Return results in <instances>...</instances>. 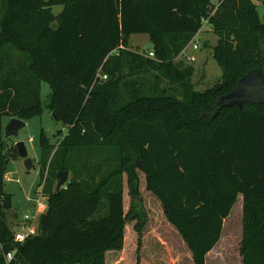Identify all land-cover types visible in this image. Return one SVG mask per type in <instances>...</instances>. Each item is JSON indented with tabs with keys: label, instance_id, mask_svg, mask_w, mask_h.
I'll return each mask as SVG.
<instances>
[{
	"label": "trees",
	"instance_id": "16d2710c",
	"mask_svg": "<svg viewBox=\"0 0 264 264\" xmlns=\"http://www.w3.org/2000/svg\"><path fill=\"white\" fill-rule=\"evenodd\" d=\"M206 17L222 79L200 91L193 67L176 58ZM137 33L150 35L155 57L130 48ZM255 68L264 71V20L254 0H0V117L42 116L48 84L45 106L69 130L57 145L43 134L41 176L71 175L39 234L16 243L0 142V264L12 250L13 264H105L111 245L135 238L129 249L139 248V170L195 264H206L242 195V264H264V103L216 111Z\"/></svg>",
	"mask_w": 264,
	"mask_h": 264
},
{
	"label": "rangeland",
	"instance_id": "374dc122",
	"mask_svg": "<svg viewBox=\"0 0 264 264\" xmlns=\"http://www.w3.org/2000/svg\"><path fill=\"white\" fill-rule=\"evenodd\" d=\"M254 1L258 5L261 19L264 20V0ZM61 9V5L53 6L55 14H58ZM57 23L56 20L53 21L51 27L55 28ZM202 23V29L188 43L187 53H180L176 58V61L182 62L185 66L193 67L195 89L200 91L213 86L222 79V69L213 56V47L217 45L219 36L215 32L209 17L204 18ZM193 40L201 43L199 49L193 48ZM148 43L153 42L147 33L133 34L130 38V48L140 53L145 54L146 50L150 49L146 46ZM187 54L195 56V60H188ZM19 61L18 58H15L12 62L17 64ZM50 92L49 85L42 83V100L44 103L42 116H34L26 120V125L19 131V139L25 142L28 155L32 159V168H26L24 159L17 151L14 137L7 139L4 143V152L8 158L5 175H8L10 179L4 182L3 190L12 194L13 207L7 213L8 222L12 229H16L20 223L24 222L26 214L36 212L35 203L38 199V190L41 189L43 193L44 212L48 208L49 198L57 190L58 179L49 182L47 171L43 178L41 176L39 164L41 140L43 134H46L50 137V141L57 145L63 141L69 128L62 121L56 120L45 106ZM10 119L8 115L0 117V142L4 140V129ZM32 135L35 137L34 141L29 140ZM102 167L107 168L105 164ZM138 172L139 192L133 196L132 201L134 200L135 206L141 213L144 212L146 217L143 222L144 225H142L139 248L130 250L136 246L135 238L129 239L128 247L126 245L125 247L111 245L104 249L105 264H195L190 248L179 230L168 220L161 201L146 188L145 174L140 170ZM70 178L71 175L69 174L68 180L60 190L67 187ZM124 188L125 190L128 189L126 182ZM242 198L240 195L230 215L224 220L222 239L219 244L223 254H211L208 258V264H240L239 255H241L244 217ZM128 224L133 226L135 222ZM71 264L83 263L76 261Z\"/></svg>",
	"mask_w": 264,
	"mask_h": 264
},
{
	"label": "water",
	"instance_id": "95a60500",
	"mask_svg": "<svg viewBox=\"0 0 264 264\" xmlns=\"http://www.w3.org/2000/svg\"><path fill=\"white\" fill-rule=\"evenodd\" d=\"M147 48L153 49L154 43H148ZM248 101L251 103H264V71L260 68H255L244 75L238 82L233 92L219 102L216 111H220L223 106L242 104ZM56 120L59 118L53 113ZM26 125V121L18 118L11 117L5 126L4 138L7 140L11 137L16 139V148L19 155L24 159V164L27 169L32 168V159L28 155L26 144L23 140L19 139V131ZM69 172L66 170L58 173L57 189L60 190L68 180Z\"/></svg>",
	"mask_w": 264,
	"mask_h": 264
},
{
	"label": "built area",
	"instance_id": "2783aa9c",
	"mask_svg": "<svg viewBox=\"0 0 264 264\" xmlns=\"http://www.w3.org/2000/svg\"><path fill=\"white\" fill-rule=\"evenodd\" d=\"M193 48L199 49L201 47V43L198 41L193 40L192 41ZM182 54L187 53V46L184 48V50L181 52ZM145 55L149 57H155V53L153 49L146 50ZM187 59L190 61L195 60V56L187 54ZM107 74L98 73L96 80H105L107 79ZM35 137L32 135L30 136L29 140L34 141ZM10 179V177L7 175L6 180ZM38 199L36 200V212L34 214H26L25 220L23 223H20L16 229H14V241L16 243H23L26 241L28 237L34 236L39 234V219L41 217V214L44 213L45 209V203L43 201V193L42 190L37 191ZM16 251L12 250L9 252H4V258L6 261V264H13L16 258Z\"/></svg>",
	"mask_w": 264,
	"mask_h": 264
},
{
	"label": "crops",
	"instance_id": "0c3cea01",
	"mask_svg": "<svg viewBox=\"0 0 264 264\" xmlns=\"http://www.w3.org/2000/svg\"><path fill=\"white\" fill-rule=\"evenodd\" d=\"M199 33V32H198ZM240 197V196H239ZM243 197V196H242ZM243 199V198H242ZM233 209V208H232ZM221 239H222V235H221V238H220V240L218 241V243L214 246V248L210 251V252H208V254L206 255V264H208L207 262H208V258L210 257V255L211 254H219V255H222L223 254V251H222V249L219 247V244H220V242H221ZM239 257H240V264H242V256L241 255H239Z\"/></svg>",
	"mask_w": 264,
	"mask_h": 264
}]
</instances>
